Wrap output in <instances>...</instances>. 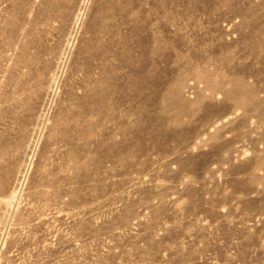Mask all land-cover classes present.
Instances as JSON below:
<instances>
[{
  "label": "rangeland",
  "instance_id": "obj_1",
  "mask_svg": "<svg viewBox=\"0 0 264 264\" xmlns=\"http://www.w3.org/2000/svg\"><path fill=\"white\" fill-rule=\"evenodd\" d=\"M0 264H264V0H0Z\"/></svg>",
  "mask_w": 264,
  "mask_h": 264
}]
</instances>
